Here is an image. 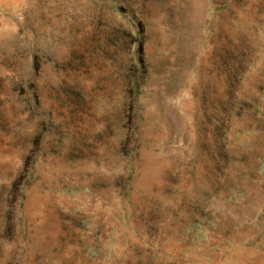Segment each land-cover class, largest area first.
I'll use <instances>...</instances> for the list:
<instances>
[{
  "label": "rangeland",
  "instance_id": "obj_1",
  "mask_svg": "<svg viewBox=\"0 0 264 264\" xmlns=\"http://www.w3.org/2000/svg\"><path fill=\"white\" fill-rule=\"evenodd\" d=\"M0 264H264V0H0Z\"/></svg>",
  "mask_w": 264,
  "mask_h": 264
}]
</instances>
